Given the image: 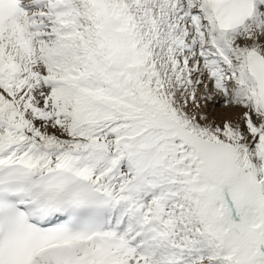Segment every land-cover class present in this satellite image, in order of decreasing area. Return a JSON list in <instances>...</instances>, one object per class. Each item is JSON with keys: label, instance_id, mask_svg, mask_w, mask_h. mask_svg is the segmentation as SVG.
<instances>
[{"label": "snow or ice", "instance_id": "obj_1", "mask_svg": "<svg viewBox=\"0 0 264 264\" xmlns=\"http://www.w3.org/2000/svg\"><path fill=\"white\" fill-rule=\"evenodd\" d=\"M0 264H264V0H0Z\"/></svg>", "mask_w": 264, "mask_h": 264}]
</instances>
